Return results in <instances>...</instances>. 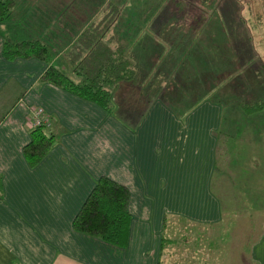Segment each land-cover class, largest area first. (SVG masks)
<instances>
[{
  "label": "crops",
  "instance_id": "1",
  "mask_svg": "<svg viewBox=\"0 0 264 264\" xmlns=\"http://www.w3.org/2000/svg\"><path fill=\"white\" fill-rule=\"evenodd\" d=\"M21 1L16 0L15 10ZM222 2L198 9L206 17L201 30L192 34L179 16L181 9L125 5L123 18L109 33L116 40L107 44L120 40L128 47L139 82L116 86L110 110L43 80L48 62L4 55V37L31 39L35 22L26 25L24 13L15 10L0 22V264H231L227 230H220L227 202L218 187L229 186L225 183L232 179L218 164L228 147L231 157H236L232 133H249L247 128L259 131L264 119H241V123L225 119V110L238 106L227 104L222 91L208 82L210 74L218 73L216 64L228 59L225 18L217 17L209 28L210 14L226 13ZM166 14L175 17L163 19ZM173 20L177 23L167 29ZM205 59L210 88L195 102L196 89L186 87L184 81H176L174 87L171 75L203 73ZM52 63L74 80L80 79L67 72L56 55ZM155 75L161 84L146 86ZM211 93L214 97H207ZM181 97L182 102H174ZM37 107L51 118L43 131L53 139L41 154L29 156L24 150L32 139L28 120ZM223 134L231 141L226 140L225 149ZM103 175L129 192V220L122 243L73 226L75 215ZM230 187L237 192L235 185ZM178 222L207 227V236H196L201 242L191 252L195 261L181 263L172 251L174 257L164 263L165 246L182 236ZM259 223L249 254L239 256V264H264V218Z\"/></svg>",
  "mask_w": 264,
  "mask_h": 264
},
{
  "label": "rangeland",
  "instance_id": "2",
  "mask_svg": "<svg viewBox=\"0 0 264 264\" xmlns=\"http://www.w3.org/2000/svg\"><path fill=\"white\" fill-rule=\"evenodd\" d=\"M30 2H32V4H29ZM218 2L219 0H179V2L177 0H28V2L22 0L20 2V8L18 7L16 10L14 8V12H16V14L20 12L24 13L25 19L22 21H24L26 25L31 26L32 24L29 22H35L33 35L46 39L45 41L51 44L50 46L53 49V53L56 55V61L59 64H65V70H67V72L74 73L72 70L73 67L69 66L64 58L63 50L76 40L77 35L81 31L95 29L99 24L98 22L108 11L114 10L116 13L101 35L104 44H107V41L111 42L109 40L111 26H116L121 21L123 18L122 9L125 5L127 8L132 9H146L152 7H173L176 10L181 9L180 11L182 14L179 16L183 22H185L184 24L188 26L189 30L187 33L190 32L192 34L193 31L199 32L201 30V25L204 23L206 17V14L198 9L215 7ZM27 6L30 7V11L26 8ZM263 6L264 0H223L220 7L227 8V10H225L226 13L220 14L219 12H215L209 15V28L216 23V19L220 16L225 18L224 24H228L225 26L228 33L227 40L229 41L227 42L228 59L226 62L216 64L222 65L216 70L218 73H215L217 74L218 81V86L216 87L220 92L222 91L221 96L223 97L227 98L229 96L225 95L228 92L227 81L230 78L229 74H233L236 70V72H238L237 75L241 76L243 70V78L256 79L255 70L264 66ZM23 10L26 12H23ZM162 17L163 19H171L175 16L166 14ZM181 19L179 21L182 23ZM137 22H139V20ZM176 23L177 20H173L171 26L167 29H173V25ZM194 23L195 26H193ZM166 24V22L163 23V25ZM115 34L117 35V33ZM215 35H217V33H215ZM230 37L233 41L229 40ZM219 38L223 40L222 35L219 36ZM112 39L114 40L113 37ZM83 40H88V38L80 40L82 47L84 45ZM116 45L124 46L123 48L127 49L129 52L128 47L123 44V42H120V40L115 45L111 44L108 46L113 48ZM86 50L87 49L83 47V52H86ZM241 61L243 68L241 67ZM228 63L229 69L227 70ZM261 70H264V68H261ZM173 74V76L171 75V79L175 80L173 83L174 87L178 86L176 81H184L186 87L188 84L191 90L196 89V91L201 87L200 83L202 80L206 78V72L184 74L182 77L181 74ZM154 78H158V75L153 76L152 79L149 78L146 82V86L150 85V83L156 84V81L159 82V85L161 84V79ZM240 82L241 79L239 77L234 80L231 79L229 80V86L234 85L235 87H239L241 86ZM169 83L170 79L164 82V86ZM204 85L207 91V85ZM190 89L186 93L187 96L191 94ZM164 90L168 92L170 89L165 88ZM248 92V98L255 97L251 94V91ZM197 93L195 95V102L199 101L201 98ZM218 93L219 92L215 95L217 96ZM206 95L207 92L203 96ZM212 96L213 94L211 93V96L207 97L211 98ZM173 99H175V97ZM182 100L183 97H181V100L178 99L174 102L180 103ZM224 114L225 119L231 121L236 120L237 123H241V119H264V110L245 117L238 107H234L233 109L227 108ZM247 131L250 132H244L237 136L232 133V141L236 142L234 147L237 151L236 157H231L232 150L228 147V149L226 148V152L223 153V156H221V161L223 162H219L218 164L224 172L228 171V177L232 179L231 183H225L229 186L218 187V189L223 192L225 202H227L225 204L224 223L221 225L220 230H222V232L227 230V254L228 261L231 264L241 263L239 262V256L241 255L245 258L248 256L250 244L259 231V222L264 218V127H260L259 131L255 132L247 128ZM226 140L231 142L228 138L225 139L223 134L221 141L223 149H225L224 144ZM231 185H235L237 192H232ZM178 225L181 228L180 234L182 236L175 240L174 243H169L165 246L164 253H166V255L164 256V263L168 261L166 258L170 257L171 259L174 257L172 253L170 254L172 251L179 254V258L182 260L180 261L181 263L190 260L195 261V256L193 255L192 257L191 252L192 254L196 252V249L200 248L201 242L196 236L202 234L207 236V227L202 225H192L191 223L182 222H178ZM209 232L212 233L213 229ZM230 236L233 238L231 239ZM204 243L206 244L207 242ZM204 257L207 258V255ZM195 262L199 264L197 261Z\"/></svg>",
  "mask_w": 264,
  "mask_h": 264
},
{
  "label": "trees",
  "instance_id": "3",
  "mask_svg": "<svg viewBox=\"0 0 264 264\" xmlns=\"http://www.w3.org/2000/svg\"><path fill=\"white\" fill-rule=\"evenodd\" d=\"M177 1L179 2V0ZM14 8L15 0H0V22L7 19ZM115 13L114 10L106 12L98 22V26L96 24L95 29L81 31L76 40L63 50L67 64L73 67L74 73L80 77L79 80L69 77L66 72L52 63L53 49L45 39L39 36L22 40L5 36L3 53L6 56L37 57L48 62L49 64L41 76L43 80L61 85L84 98L97 102L104 109L110 110L111 95L116 86L123 81L133 84L139 82L138 70L131 53L121 45L111 48L102 40L101 35L112 21ZM87 38L88 40H83V47L87 49L86 52H83L80 40ZM109 38L111 41L112 36ZM229 40L233 41L231 37ZM226 47L228 50V44ZM223 49L222 47L224 54ZM202 65L206 72V78L202 80L201 87L197 89V95L201 97L207 92L204 84L207 85L208 90L210 88L207 84L208 78V82L213 88L218 86L217 74H210L211 77L207 78V59L202 62ZM221 65L219 66L221 67ZM241 67L243 68L242 61ZM261 68L255 70L256 79L243 78V70L241 76L237 75L236 70L233 74H229V80L239 77L241 86H229L228 80V92L225 95L229 96L223 97V99L227 104L237 105L245 117L264 109V70ZM151 85L158 86L159 82L156 81V84L151 83ZM248 91H251L255 97L248 98ZM43 129L42 125L33 127L32 139L24 147L29 156H37L51 145L53 136L50 133H45ZM128 197L129 192L125 185L105 175L100 176L75 215L73 226L79 231L100 236L110 242H124L129 220Z\"/></svg>",
  "mask_w": 264,
  "mask_h": 264
},
{
  "label": "built area",
  "instance_id": "4",
  "mask_svg": "<svg viewBox=\"0 0 264 264\" xmlns=\"http://www.w3.org/2000/svg\"><path fill=\"white\" fill-rule=\"evenodd\" d=\"M28 122L32 127H36L38 125L49 127L52 120L41 107H37L31 111Z\"/></svg>",
  "mask_w": 264,
  "mask_h": 264
}]
</instances>
